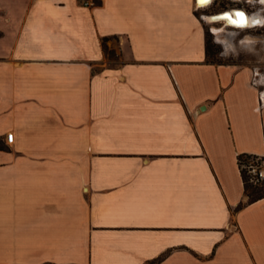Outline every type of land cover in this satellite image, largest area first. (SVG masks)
Returning a JSON list of instances; mask_svg holds the SVG:
<instances>
[{"label":"crops","instance_id":"obj_1","mask_svg":"<svg viewBox=\"0 0 264 264\" xmlns=\"http://www.w3.org/2000/svg\"><path fill=\"white\" fill-rule=\"evenodd\" d=\"M204 7L0 0V264H264V92Z\"/></svg>","mask_w":264,"mask_h":264},{"label":"rangeland","instance_id":"obj_2","mask_svg":"<svg viewBox=\"0 0 264 264\" xmlns=\"http://www.w3.org/2000/svg\"><path fill=\"white\" fill-rule=\"evenodd\" d=\"M249 6L253 7V9L249 7V10L255 11L262 7L256 2ZM211 7L212 12H209L208 6L198 11L205 23L210 59L215 63L251 67L255 74L256 85L260 92H264V11L260 13L262 17L259 18V22H255L253 26L232 27L223 20L212 19L225 10L214 5ZM250 17L254 18V16ZM109 55L110 57L114 55L113 49H110ZM255 187L264 192V183Z\"/></svg>","mask_w":264,"mask_h":264},{"label":"built area","instance_id":"obj_3","mask_svg":"<svg viewBox=\"0 0 264 264\" xmlns=\"http://www.w3.org/2000/svg\"><path fill=\"white\" fill-rule=\"evenodd\" d=\"M213 0H210L209 3L204 4V6H208ZM233 4H238L239 6L236 7H231L228 10H225V12H228L231 15H234V11L236 10H241L246 14L247 17V24L246 26H241V27H250L255 24V22H259V18L262 17L260 13L264 11V4H261V8L259 10H249L248 8L251 7L253 9L252 5L255 2L260 4L259 0H228ZM80 4L83 6H90L94 3V0H78ZM241 3V4H240ZM224 13V12H223ZM250 16H254L255 21L250 22L248 18ZM239 20V19H238ZM234 26V25H233ZM238 27V26H235ZM7 142H11L13 139V134L8 133L7 134ZM236 162L238 166V170L240 174L242 175L244 184L246 185H259L264 183V155H259V154H238L236 156Z\"/></svg>","mask_w":264,"mask_h":264},{"label":"trees","instance_id":"obj_4","mask_svg":"<svg viewBox=\"0 0 264 264\" xmlns=\"http://www.w3.org/2000/svg\"><path fill=\"white\" fill-rule=\"evenodd\" d=\"M206 56L208 61L213 62V59H210V51L208 47L207 37H206ZM1 147L2 145L0 144V148ZM244 194L247 195L249 201H253L264 196V192L259 191L258 189H256L255 186L246 185V184H244ZM241 205L242 204H239L238 207H241Z\"/></svg>","mask_w":264,"mask_h":264},{"label":"flooded vegetation","instance_id":"obj_5","mask_svg":"<svg viewBox=\"0 0 264 264\" xmlns=\"http://www.w3.org/2000/svg\"><path fill=\"white\" fill-rule=\"evenodd\" d=\"M217 1V2H216ZM212 5L215 6H218L221 10H228L230 9L231 7H236V6H239L238 4H233L231 3L230 1L228 0H213L209 5L208 7H210V10L209 12H212L213 8L211 7ZM215 9V8H214ZM252 17L248 18L249 20L251 19ZM254 22V20H253Z\"/></svg>","mask_w":264,"mask_h":264},{"label":"water","instance_id":"obj_6","mask_svg":"<svg viewBox=\"0 0 264 264\" xmlns=\"http://www.w3.org/2000/svg\"><path fill=\"white\" fill-rule=\"evenodd\" d=\"M234 13V15L236 16V13H242L243 14V17H244V22H243V25H240L238 22L237 23H233V22H230V24L231 25H234V26H238V27H241V26H246V24H247V17H246V14L243 12V11H241V10H236V11H234L233 12ZM217 16H219V17H221V18H223L224 16H228L229 18H231L230 17V14L228 13V12H224V13H221V14H218ZM238 18V17H237ZM239 19V18H238Z\"/></svg>","mask_w":264,"mask_h":264},{"label":"snow or ice","instance_id":"obj_7","mask_svg":"<svg viewBox=\"0 0 264 264\" xmlns=\"http://www.w3.org/2000/svg\"><path fill=\"white\" fill-rule=\"evenodd\" d=\"M200 4L201 5H204V4H207L210 2V0H199ZM236 16L239 18L238 21H232L233 23H239L240 25H243V22H244V17H243V14L242 13H236ZM223 19H229L228 16H224Z\"/></svg>","mask_w":264,"mask_h":264},{"label":"bare ground","instance_id":"obj_8","mask_svg":"<svg viewBox=\"0 0 264 264\" xmlns=\"http://www.w3.org/2000/svg\"><path fill=\"white\" fill-rule=\"evenodd\" d=\"M253 20H254V18H251V19H250V22L252 23V22H253Z\"/></svg>","mask_w":264,"mask_h":264}]
</instances>
